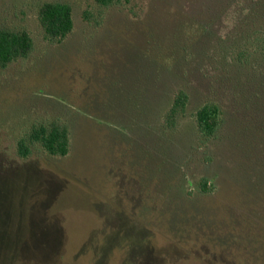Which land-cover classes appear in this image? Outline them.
<instances>
[{"label": "rangeland", "instance_id": "1", "mask_svg": "<svg viewBox=\"0 0 264 264\" xmlns=\"http://www.w3.org/2000/svg\"><path fill=\"white\" fill-rule=\"evenodd\" d=\"M0 29L33 42L0 68V264H264V0H0ZM54 123L66 156L17 155Z\"/></svg>", "mask_w": 264, "mask_h": 264}, {"label": "trees", "instance_id": "2", "mask_svg": "<svg viewBox=\"0 0 264 264\" xmlns=\"http://www.w3.org/2000/svg\"><path fill=\"white\" fill-rule=\"evenodd\" d=\"M98 4L109 6L114 0H95ZM39 20L44 29L45 36L49 39L61 40L72 29L71 8L64 3H46L39 10ZM259 43H256L264 55V31ZM263 44V45H262ZM33 46L32 39L25 31H12L0 29V68H5L11 62L26 58ZM260 46V47H259ZM187 104V95L184 92L178 93L169 116H176L184 112ZM220 109L216 104L208 103L203 105L195 113V122L199 134L206 139L214 137L220 124ZM55 124V123H54ZM45 126L40 124L33 127L25 137H21L17 143V155L26 159L30 155L31 145H39L48 155L64 157L69 150V134L64 126ZM206 181L203 180L202 187L205 189Z\"/></svg>", "mask_w": 264, "mask_h": 264}]
</instances>
